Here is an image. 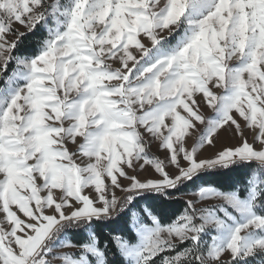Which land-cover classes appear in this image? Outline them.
<instances>
[{
	"label": "snow or ice",
	"instance_id": "snow-or-ice-1",
	"mask_svg": "<svg viewBox=\"0 0 264 264\" xmlns=\"http://www.w3.org/2000/svg\"><path fill=\"white\" fill-rule=\"evenodd\" d=\"M0 81V264H264V0H0Z\"/></svg>",
	"mask_w": 264,
	"mask_h": 264
},
{
	"label": "rangeland",
	"instance_id": "rangeland-1",
	"mask_svg": "<svg viewBox=\"0 0 264 264\" xmlns=\"http://www.w3.org/2000/svg\"><path fill=\"white\" fill-rule=\"evenodd\" d=\"M203 114H204L206 117H209V116L212 115L211 111L208 110V109H204V110H203ZM249 140H250V142H251V136H250V135H249ZM189 143H191V142H189ZM230 143H234V141H231ZM152 153H154V154H156L158 157H161V158H162V153L157 152L155 146H153V148H152ZM117 194L119 195V193H117ZM212 203H218V202L213 201ZM225 259H227V255L225 256Z\"/></svg>",
	"mask_w": 264,
	"mask_h": 264
},
{
	"label": "trees",
	"instance_id": "trees-1",
	"mask_svg": "<svg viewBox=\"0 0 264 264\" xmlns=\"http://www.w3.org/2000/svg\"><path fill=\"white\" fill-rule=\"evenodd\" d=\"M9 71H11V66H10V69H9ZM0 86H2V81H0Z\"/></svg>",
	"mask_w": 264,
	"mask_h": 264
}]
</instances>
